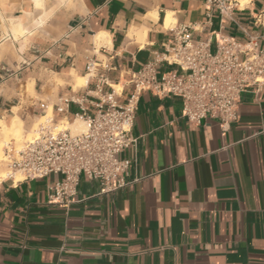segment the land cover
Instances as JSON below:
<instances>
[{
  "label": "crops",
  "instance_id": "0c3cea01",
  "mask_svg": "<svg viewBox=\"0 0 264 264\" xmlns=\"http://www.w3.org/2000/svg\"><path fill=\"white\" fill-rule=\"evenodd\" d=\"M243 1L238 16L253 28L264 0ZM204 2L0 0V120L28 124L50 109L70 121L78 106L67 114L55 106L77 89L74 74L86 78L88 58L123 84L164 51L169 28L205 21ZM218 28L213 13L208 32ZM225 32L242 38L231 24ZM85 82L86 92L93 84ZM181 110L179 97L141 94L137 147L120 154L132 161L131 182L113 192L82 174L75 202L64 206L48 198L53 175L5 180L0 264H264V87L242 94L239 118L224 131L214 119L190 125Z\"/></svg>",
  "mask_w": 264,
  "mask_h": 264
},
{
  "label": "built area",
  "instance_id": "2783aa9c",
  "mask_svg": "<svg viewBox=\"0 0 264 264\" xmlns=\"http://www.w3.org/2000/svg\"><path fill=\"white\" fill-rule=\"evenodd\" d=\"M204 6L203 23L169 28L164 51L131 71L123 84L108 79L106 72L112 68L88 58L86 77L93 88L81 90L85 82L55 106L57 113L67 114L70 104L77 105L79 111L71 115L81 119L84 128L72 132L58 128L53 117L42 116L45 120L38 123L30 139L18 147L12 143L5 146L0 160V165L5 163L0 167V186L7 179L20 182L53 175L48 198L64 206L75 202L82 174L98 182L100 193L126 186L131 182L128 176L132 161L120 154L137 147L138 138L132 135V128L144 92L162 98L179 97L181 116L193 126L214 119L224 131L236 122L242 94L257 93L264 87V32H260L264 11L252 16L250 28L238 16L244 10L243 0H205ZM213 13L218 16L219 28L208 32ZM230 24L242 33V38L226 34ZM196 31H207V38L195 37ZM87 103L93 107L90 113Z\"/></svg>",
  "mask_w": 264,
  "mask_h": 264
},
{
  "label": "rangeland",
  "instance_id": "374dc122",
  "mask_svg": "<svg viewBox=\"0 0 264 264\" xmlns=\"http://www.w3.org/2000/svg\"><path fill=\"white\" fill-rule=\"evenodd\" d=\"M75 76H77V75L74 74L72 80L69 83L71 85H73V87L76 89V88L80 87L81 84H79V85H75L74 84ZM86 78H85V80H86ZM55 82L58 83V84L59 83L63 84V82L61 80L57 79V78L55 79ZM117 88H119V87H117ZM23 92L28 97L33 96V92L30 91L29 86H26L25 90ZM46 117L47 118L53 117V115L51 114L50 109L48 110V113H47ZM46 117L39 116V117L35 118L34 120H32L28 124L22 121V124H24V125H23L22 134H21V138L20 139H16L15 137H13V135H11V133H7L8 131L6 132V130H4V128H3V124L6 125V126H9L10 123H11V120L13 118L12 119L8 118V119L0 120V122L2 124V125H0V145H1V149H2V152L0 154V160L3 158V151H4L5 146L8 143H12L16 147L22 145V143H24L26 140L30 139L34 135V132H35L34 129H36L38 127V123L44 121ZM14 119H19V118L17 116H14ZM77 123H82L83 128H84V123H83V121L81 119H71L70 121H67V120L57 121V126H58V128H68V129H70L72 131V128ZM4 166H5V163H1L0 167H4ZM17 178H18V176H17Z\"/></svg>",
  "mask_w": 264,
  "mask_h": 264
},
{
  "label": "bare ground",
  "instance_id": "6f19581e",
  "mask_svg": "<svg viewBox=\"0 0 264 264\" xmlns=\"http://www.w3.org/2000/svg\"><path fill=\"white\" fill-rule=\"evenodd\" d=\"M171 20H173L172 18H171V14L170 13H167V16H166V18H165V25L166 26H169L170 24H171ZM16 30V29H15ZM18 31H19V29H18ZM16 32V31H15ZM19 33V32H18ZM98 38L100 39V35L98 36ZM85 78L84 77H81V76H75V82H74V84L75 85H79V84H81L80 85V87L81 86H83L84 84H82V83H85ZM79 88V87H78ZM24 122V121H23ZM69 123V122H68ZM0 125H2L1 124V122H0ZM23 125L24 124H22V121H21V119L19 120V119H12L11 120V123H10V125L9 126H6V125H4L3 124V128H4V130H6V132L7 133H11V135H13V137H15L16 139H20L21 138V134H22V129H23ZM83 129V125H82V123H77L73 128H72V132H78V131H81ZM35 130V129H34ZM1 152H2V149H1V145H0V154H1Z\"/></svg>",
  "mask_w": 264,
  "mask_h": 264
}]
</instances>
